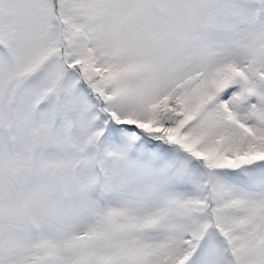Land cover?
<instances>
[{
	"label": "snow or ice",
	"instance_id": "snow-or-ice-1",
	"mask_svg": "<svg viewBox=\"0 0 264 264\" xmlns=\"http://www.w3.org/2000/svg\"><path fill=\"white\" fill-rule=\"evenodd\" d=\"M0 264H264V0H0Z\"/></svg>",
	"mask_w": 264,
	"mask_h": 264
}]
</instances>
